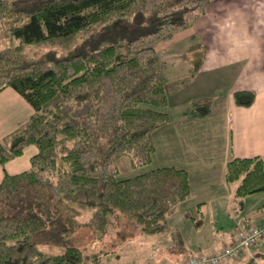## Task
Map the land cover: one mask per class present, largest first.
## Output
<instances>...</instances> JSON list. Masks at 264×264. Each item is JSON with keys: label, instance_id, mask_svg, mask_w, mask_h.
I'll return each instance as SVG.
<instances>
[{"label": "trees", "instance_id": "16d2710c", "mask_svg": "<svg viewBox=\"0 0 264 264\" xmlns=\"http://www.w3.org/2000/svg\"><path fill=\"white\" fill-rule=\"evenodd\" d=\"M211 1L0 0V38L20 41L0 49V91L14 88L33 108L0 138V163L28 145L37 149L27 169L0 179V264H103L75 245L51 253L36 243L60 242L84 225L98 236L112 213L145 233L168 228L167 216L190 195L187 170L157 166L118 178L109 162L121 154L134 164L151 161L152 133L170 121L153 43L191 26ZM59 41L72 47L56 57L23 48ZM254 97L252 90L234 92L239 105ZM191 105L197 117L210 112L205 98ZM225 178L237 182L241 202L264 191V160L235 156ZM85 208L91 215L79 218Z\"/></svg>", "mask_w": 264, "mask_h": 264}, {"label": "crops", "instance_id": "0c3cea01", "mask_svg": "<svg viewBox=\"0 0 264 264\" xmlns=\"http://www.w3.org/2000/svg\"><path fill=\"white\" fill-rule=\"evenodd\" d=\"M193 39L205 48L196 71L188 77L183 69L190 71V62L183 65L178 59L187 56L179 54L172 56L169 78L165 77L160 51ZM153 46L162 62L170 121L152 133L155 150L151 162L185 168L190 182L185 201L201 203L199 208L207 210L210 217L216 219L217 213L222 217L237 201V182L226 180V163L235 156L259 155L264 160V0H212L191 26L174 32L166 41H155ZM244 89L255 93L251 105H239L234 100V92ZM203 98L208 100L210 112L197 117L191 102ZM32 112V106L14 88L2 89L0 138ZM36 150L35 145H28L22 154L0 163V179L4 172L27 169ZM183 209L190 211L187 206ZM238 221L253 223L250 216L242 220L234 216L221 245L231 241ZM263 222L258 217L256 224ZM221 245L213 244L208 252L218 251ZM261 249L260 245L253 247V253L258 256ZM233 259L221 264L238 261Z\"/></svg>", "mask_w": 264, "mask_h": 264}, {"label": "rangeland", "instance_id": "374dc122", "mask_svg": "<svg viewBox=\"0 0 264 264\" xmlns=\"http://www.w3.org/2000/svg\"><path fill=\"white\" fill-rule=\"evenodd\" d=\"M19 42L16 36L2 37L0 38V49L10 45L14 46ZM71 47L66 42L59 41L57 43H27L23 48L30 55L39 58L47 57V55L60 56L68 52ZM204 52V46L195 43V39L186 41L184 44H176L172 48L166 49L165 47V50L160 51L161 58L164 60V76L169 78L172 56L179 54L187 56V59L180 58L178 61L183 65H189L190 62V71L187 72V67L183 71L189 74L188 77L191 76L199 66ZM150 162L134 164L130 155L121 154L112 157L109 165L117 170L118 178H124L157 166L154 160ZM181 203L178 204L175 212L167 216L168 228L162 232H142L140 226L132 218L118 212L108 215L105 231L101 234L97 233L98 236L91 227L84 225L78 227L73 234L60 242L45 240L37 242L36 246L46 252L59 253L67 245H75L82 250L87 260L99 256L103 264H184L183 261L187 255L208 252L213 244L221 245L223 233L225 234L234 216L241 220L245 216H250L253 223L257 222L258 217L264 219V191L251 193L241 202L234 201L232 210L228 209L223 212L222 217L220 213H217L216 219L214 216L210 217L207 210L202 209V211L199 208L201 203H192V200ZM186 206L190 209L189 213L183 212ZM90 215L91 209L85 208L80 212L79 218H88ZM199 216H202L203 222L196 224ZM175 230L179 233L173 236L172 232ZM259 245L263 248L260 255L255 258H248V255L245 258L246 252H241L239 257L233 259L238 261H233L232 264H264V236L258 238L253 247ZM244 259L245 261L248 259L247 262Z\"/></svg>", "mask_w": 264, "mask_h": 264}, {"label": "built area", "instance_id": "2783aa9c", "mask_svg": "<svg viewBox=\"0 0 264 264\" xmlns=\"http://www.w3.org/2000/svg\"><path fill=\"white\" fill-rule=\"evenodd\" d=\"M264 236V223L246 225L238 222L231 241L217 252H203L188 255L184 264H221L224 260L237 257L245 251L253 256L252 247L258 238Z\"/></svg>", "mask_w": 264, "mask_h": 264}]
</instances>
